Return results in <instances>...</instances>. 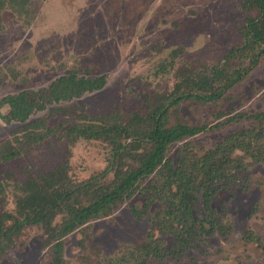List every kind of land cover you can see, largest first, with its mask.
Here are the masks:
<instances>
[{
  "label": "rangeland",
  "instance_id": "obj_1",
  "mask_svg": "<svg viewBox=\"0 0 264 264\" xmlns=\"http://www.w3.org/2000/svg\"><path fill=\"white\" fill-rule=\"evenodd\" d=\"M251 16L253 12L244 11L242 0H31L24 9L5 8L0 31V99L48 88L69 71L89 78L105 76L107 84L100 91L32 116L43 118L53 134L43 142L27 143L17 158L0 162V213L16 215V187L59 166L66 165L76 183L98 178L92 182L98 187L110 182L113 173L102 174L115 145L110 139L69 136V130L101 125L104 120L126 124L133 114L144 116L174 90L181 80L179 71L214 66L228 51L241 46V29ZM175 49L182 53L173 58ZM53 108L60 111L50 112ZM259 112H264V62L218 103H184L178 115L191 125H215L222 113L228 115L226 119L247 114L192 138L200 153L250 126L253 120L248 116ZM21 127L0 117L2 151L17 138L23 141L27 132L20 131ZM123 137L122 143L127 144ZM179 145L171 148V155L176 156ZM246 175L242 186L213 199L212 206L229 224L227 234L209 237L183 260L169 254L150 264H264V163L250 166ZM143 203V194L137 190L114 214L68 236L66 263L97 264L103 256L147 243L150 236L170 247L171 233L153 227L148 216H133L131 208ZM63 219L65 215L59 214L55 224ZM45 239L41 226L26 225L13 236L14 243L0 257V264H53L51 251L43 246Z\"/></svg>",
  "mask_w": 264,
  "mask_h": 264
},
{
  "label": "trees",
  "instance_id": "obj_2",
  "mask_svg": "<svg viewBox=\"0 0 264 264\" xmlns=\"http://www.w3.org/2000/svg\"><path fill=\"white\" fill-rule=\"evenodd\" d=\"M31 0H0V31L5 8H26ZM243 9L253 12L241 29L242 44L226 53L223 60L211 67L182 69L180 82L171 93L162 96L144 116L133 114L126 124H88L72 128L68 135L88 139H110L115 151L106 171L113 173L110 182L92 185L76 183L70 178L66 165L39 174L16 187V215L0 213V257L13 245V236L26 225H39L46 239L43 244L51 251L53 264H67L65 239L94 220L115 213L117 208L141 190L143 205L132 207L135 218L148 216L153 227L174 236L173 244L165 248L153 236L134 248L103 256L97 264H150L154 259L185 255L214 235H225L229 228L225 215L213 207V199L222 191L242 186L250 166L264 163V112L248 117L250 126L228 134L213 148L198 152L192 142L197 135L218 129L222 123L231 124L247 117L245 113L218 116L215 125H191L179 118L184 103H218L235 86L242 84L264 62V0H242ZM182 53L175 49L172 57ZM165 71L166 67L162 66ZM107 78H89L69 71L50 87L24 91L0 99V117L7 124L16 122L26 131L23 141L16 139L0 149V162L7 163L25 152L27 143H39L53 134L43 118L32 119L55 104L71 102L86 93L105 88ZM6 112L3 111L2 109ZM60 109L50 110L56 113ZM113 118V117H109ZM225 118V119H224ZM172 119L174 121H172ZM225 120L221 122L219 120ZM127 144L121 141V135ZM180 144V145H179ZM17 145V146H16ZM179 145L176 156L171 148ZM147 180H150L145 184ZM64 214L61 224H55ZM250 238L255 239L252 234ZM259 241V238H256Z\"/></svg>",
  "mask_w": 264,
  "mask_h": 264
}]
</instances>
